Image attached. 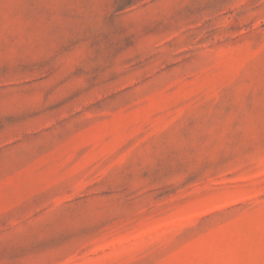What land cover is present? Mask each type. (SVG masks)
<instances>
[{"label": "rangeland", "instance_id": "rangeland-1", "mask_svg": "<svg viewBox=\"0 0 264 264\" xmlns=\"http://www.w3.org/2000/svg\"><path fill=\"white\" fill-rule=\"evenodd\" d=\"M0 264H264V0H0Z\"/></svg>", "mask_w": 264, "mask_h": 264}]
</instances>
